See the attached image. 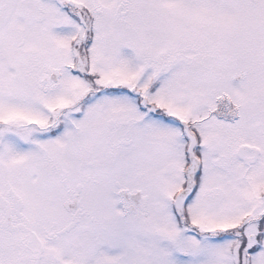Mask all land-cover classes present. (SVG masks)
<instances>
[{
  "label": "snow or ice",
  "instance_id": "6c2138e0",
  "mask_svg": "<svg viewBox=\"0 0 264 264\" xmlns=\"http://www.w3.org/2000/svg\"><path fill=\"white\" fill-rule=\"evenodd\" d=\"M0 264H264V0H0Z\"/></svg>",
  "mask_w": 264,
  "mask_h": 264
}]
</instances>
